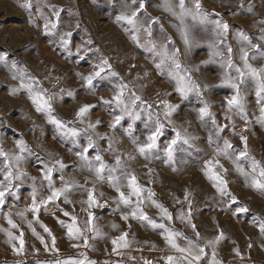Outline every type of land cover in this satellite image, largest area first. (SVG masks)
Wrapping results in <instances>:
<instances>
[{
    "label": "rangeland",
    "instance_id": "1",
    "mask_svg": "<svg viewBox=\"0 0 264 264\" xmlns=\"http://www.w3.org/2000/svg\"><path fill=\"white\" fill-rule=\"evenodd\" d=\"M171 2L175 5L178 0ZM199 2L211 21L220 20L229 25L227 34L220 40L233 49V63L243 66L240 59L243 48L249 52V63L253 67H264V55H261L264 53V39H261L264 36V23H261L264 21V0ZM144 3V9L137 17L140 30L134 32L131 25L117 22L116 18L139 9V0H0V55L6 56V62L0 61V149L10 156L18 154L17 140H22L29 149L23 153L18 165L25 174L21 180L14 181L19 188L12 189L15 195L6 194L4 205L0 206V264H75L79 260H85L86 264H166L167 256H180L166 243L162 229L132 218L135 197H132V205L117 203L118 193L109 183L108 169L104 171L103 179H98L94 171L84 166L76 152L87 144L88 136L96 144L90 149V160L94 161L99 153L105 165L114 166L117 156L120 157V167L111 174L119 178L120 189L125 194L129 191L126 186L128 176L135 175L137 183L145 189L141 208L151 220L164 223L205 248L206 255L199 264H210L213 250L220 264H264V235L259 228V222L264 221V193L248 186L234 163L237 152L244 149L240 137L245 136L249 156L264 164V126L257 119L264 105L258 103L255 85L249 80L242 87L243 115L237 109L229 110L226 100L233 90L218 87L227 70L226 65L220 62V57L203 63L209 61V42L216 39L212 31L214 24L192 27L193 47L187 50L176 27L179 21L164 11L162 0H144ZM185 3L189 8L193 7V0H185ZM25 4L28 7H23ZM55 12H59L58 18ZM153 19L158 22L152 25V36H149L144 28ZM46 21L57 23V28L46 34ZM187 22L192 23L190 19ZM68 32L72 36L65 47L60 41ZM240 32L259 47H249L247 41L240 39ZM133 34L138 35L142 47L131 39ZM168 37L172 40L170 49H180V61L191 70L193 80L208 86L202 97L190 94L187 99H181L175 90V81L168 76V68L165 67L163 73L156 68L159 57L151 50L149 42L159 48L167 43ZM218 50L224 57L228 56L227 47ZM101 58L109 61L117 75L103 81L98 79L93 82L95 87L89 89L81 77L92 72L93 65ZM13 63L23 70V81L11 67ZM232 74L235 75L234 70ZM29 77L39 81L38 88L53 97V115L81 130L78 144L60 136L46 115L36 111L28 89L20 87L22 82L32 83ZM120 84L127 85L126 96L132 92L139 96L145 109H136L141 112V118L134 122L131 134L126 131L132 123L130 117L124 115L120 124L110 127L115 116L122 113L114 104L102 103V99H112ZM69 92L72 95H68ZM164 100L180 106L169 118L171 123L163 115L161 101ZM203 102H207L212 116L202 121L198 118V110ZM85 104L95 107L85 114L81 123L76 112ZM148 111H151L153 121L159 115L165 124L164 135L159 141L161 147L175 131L192 137L191 147L184 146L185 150L177 152L173 161H168L162 152L151 159L140 155L136 141H142L147 134ZM89 124L96 127L89 128ZM217 127L224 129L218 135ZM225 140L232 145L231 158L217 155V148H222ZM58 160L65 165L63 170L55 164ZM208 160H218L223 166L216 171L228 182L227 191L236 197L238 205L248 209L246 214L233 215L235 206L229 210L230 198L222 197L205 176ZM3 161L0 157V172L4 171ZM241 165L245 171H251L248 162L241 161ZM48 167L56 169L52 175L54 187L64 186L62 178L72 185L67 193L70 202L65 203L63 197L49 202L46 207H41L37 220L26 209L32 202L33 186L37 189L38 201L50 194L48 183L42 178ZM0 179H3L2 175ZM89 190H93L97 201L92 207L87 203ZM148 190L154 193L151 199ZM153 201L171 213L173 219L170 222L162 220ZM20 212H24L23 218L18 215ZM65 212L69 215L65 216ZM89 213L93 216L92 224L99 229L98 235L88 231ZM181 215L185 217L183 220ZM6 216L17 225L16 228H11ZM122 216H128V219L124 220ZM71 217H76L77 227L83 231L79 239H70L66 226L59 223H72ZM41 224L50 230L51 236ZM191 225L196 226L199 239ZM32 229L38 235H34ZM9 231L16 237L23 234L22 254L13 251L12 245L19 248L20 243L19 240L9 243ZM221 232L224 238L214 249L208 246L207 242ZM122 234H126L127 246H117L114 252L112 241ZM38 236L45 243H41ZM53 237L57 251H52ZM85 239L87 247L84 246ZM177 242L186 246L184 239ZM74 244L80 247H73ZM235 249L239 250V256Z\"/></svg>",
    "mask_w": 264,
    "mask_h": 264
},
{
    "label": "snow or ice",
    "instance_id": "2",
    "mask_svg": "<svg viewBox=\"0 0 264 264\" xmlns=\"http://www.w3.org/2000/svg\"><path fill=\"white\" fill-rule=\"evenodd\" d=\"M243 5H241L242 7ZM23 7H28L27 4L23 5ZM145 3L144 0H139V9L133 11L130 15L121 14L117 16V22L123 21L128 25H131L134 32H139V28L137 27V17L138 12L144 9ZM161 7L164 11L171 13L176 20L179 21V24L176 26L178 32L180 33L181 39L185 48L190 50L193 47V41L191 38V28L196 25L206 26L208 24H214L212 29L216 39L214 41L209 42L210 56L209 61H204L203 63L212 62L214 57H220V62L226 65V71L221 78L220 84L218 87H228L233 90V94L226 100V104L229 110L237 109L243 115L244 113V97L242 95V87L245 85L247 81H252L255 85L256 89V96L258 98V103L264 105V67L256 68L253 67L249 63V52L245 49H241V56L240 59L242 61L243 66H237L233 63L232 60V53L233 49L230 46H227L224 41L220 40V37L225 36L228 32L229 25L224 23L220 20L211 21L209 19V15L205 12L199 0H193V7L189 8L185 0H178L177 4H173L171 0H162ZM57 18L59 17V12H55ZM191 20V25L187 22ZM157 19H153L151 23L147 27L144 28V31L149 35L152 36V25L157 23ZM264 23V21H261ZM57 23L46 21L44 24V31L47 34L50 30L56 29ZM72 36L71 32L65 33L61 37V44L63 46H67L69 43V39ZM239 37L243 41H247L249 47L258 48V45H253L249 41V38L243 32L239 33ZM131 39L137 43L138 46H143L139 44V37L136 34H133ZM264 39V36L261 37ZM151 43V50L155 52V54L159 57V62L155 65L158 70L163 73L165 67L168 68V76L171 80L175 81V90L179 93L181 99H187L190 94H195L197 97H202L203 93L207 91V85H200L195 80H193L191 75V70L185 67L180 61V49L171 47L172 40L170 37L167 38L166 44H161L159 48L153 42ZM219 47H227L228 56L224 57L223 54L218 50ZM261 55H264L262 53ZM83 59V57H81ZM0 61L6 62V56L0 55ZM13 69H16L20 75L21 80L23 81L24 72L22 69H17L15 63L11 66ZM93 71L90 72L87 76H82L81 79L84 81V86L92 89L95 87L94 81L100 80L103 81L109 77H115L117 74L112 71V66L106 58H101L98 64L93 65ZM235 71V75L232 74V71ZM13 78H16L15 76ZM32 80V83L25 84L21 83V88H27L30 94V99L32 103L35 105L36 111L42 114H45L47 120L50 124L54 125L57 133L65 138L70 139L73 144H78V137L80 135V129L75 127H70L64 121L60 120L58 117L53 115V107H52V99L53 97L47 96L44 90H40L38 88L39 81L34 80V78L29 77ZM127 90V85L120 84L118 85V90L112 96L111 100H103L102 103L106 105L114 104L117 109L120 110L122 113L119 116H115L113 123L110 127L115 128L116 125L120 124L121 120L123 119L124 115L130 117L132 123L128 124V128L126 131L131 134L133 131V124L135 121L141 118V112L136 111L137 108H140L141 111H144L143 108V101L141 98L137 96L134 92L130 93L129 95H125ZM68 95H72L71 92ZM163 104V115L165 119L171 123L169 119L174 112L180 107L177 104H171L167 100L161 101ZM95 107L94 105L85 104L79 108L76 112V118L78 121L83 123V117L85 114L91 109ZM148 109H151V105H148ZM260 116L257 118L258 122L264 126V106L260 108ZM212 116V113L209 110V106L207 102H203V106L198 110V118L202 121L206 118ZM215 124V120L212 121ZM89 128H95L96 125L89 124ZM145 128L147 130V134L143 137V140H137V151L140 155L144 156L146 159H151L157 153L162 152L163 155L167 158L168 161H173L175 159V155L179 151H184V146L191 147V140L192 137L188 136L187 134H182L180 131H175V135L170 139L167 140L163 147L160 146V139L164 135L165 124L159 119V115H157L156 119L153 121V116L151 111H148L147 114V122L145 123ZM224 129L217 127L216 132L217 135L223 131ZM87 144L82 146L80 151L76 152V155L80 158L83 162L84 166H86L90 171H94L95 175L98 179H103V173L106 169L109 170L108 180L112 187L115 188L116 192L118 193V204L123 205H132L133 200L132 197H135V207L132 210V218L139 219L141 221H147L153 228L162 229V236L166 243L174 249L176 252L180 253V256H167L166 264H199L202 258L206 255L205 248L200 247L196 244L193 240L184 237L182 233L175 231L174 229L168 228L167 225L164 223H156L155 221L151 220L142 210L141 205L144 203L143 193L145 189L142 188L136 180L135 175H129L127 179V188L129 189L128 193L125 194L120 189V181L119 178L112 175L111 173L116 172V170L121 165L120 157L117 156L116 164L114 166L105 165L99 153L96 154L94 157V161L89 159V152L90 149H94L96 147L95 141L92 139L91 136L86 137ZM242 143L244 144V149L240 150L236 154V158L234 163L236 164V170L242 175L245 179V183L253 189L260 190L264 193V164H261L260 161H257L254 157L249 156L248 146H247V137L241 136L240 137ZM209 142L211 143V137H209ZM16 147L19 150L18 154L9 155L8 153L4 152L0 149V157L4 158V171L0 172V175L3 176V179H0V206H3L5 203V196L6 194L15 195L12 192L13 188H19V184H15L14 181L21 180V177L25 175L22 173L18 167L19 162L23 159V153L29 151L27 145L22 140L16 141ZM109 147L111 148V142L109 143ZM230 149H232V145L228 140L224 141V145L222 148H217V155H224L231 158ZM241 161L248 162V166L250 167L251 171H245V168L241 165ZM56 165L59 166L61 170L65 168V165L62 161H56ZM98 165V166H97ZM217 168L223 169V166L219 163L218 160H208L205 163V176L213 182V187L216 188L217 192L222 197L230 198L231 205L229 206V210H231L232 206H235V212L233 215H239L241 213L246 214L248 209L243 206H239L236 197L231 196V194L227 191V184L228 182L223 179L220 174L216 171ZM55 167H48L45 168L42 173V178L44 181H47L48 188L50 194L44 200H37V189L33 186L32 189V202L26 211H30L33 214L34 219L38 220V212L41 207H46L49 202H53L55 200L60 199L61 197L64 198L65 203H69L67 199V193L70 192L72 185L68 182L63 181L61 179V183L64 184L62 188H56L53 186L52 183V175L55 171ZM151 171V170H149ZM226 171V170H224ZM35 181V178H33ZM154 196V193L151 190H148V198L151 199ZM87 203L89 207L97 204V201L94 198L93 190L88 191V199ZM155 206L160 211V216L162 220L171 221L173 219L171 213L168 212L166 208L162 205L156 204L153 201ZM103 207V205H98ZM19 216L22 218L24 217V212L18 213ZM65 216H68V213H64ZM183 215L180 216V219H184ZM8 219V224L11 228H16L17 225L6 216ZM122 219L127 220L128 216H122ZM72 223H68L65 225L64 221H59L62 226H66L67 228V235L70 239H79L83 236V231L77 227L76 224V217H71ZM93 216L92 213L88 214V231L93 232L94 234H99V229H97L93 224ZM188 223H191V212L188 213ZM31 227V224H29ZM41 227L44 228V231L51 236L50 230L43 224ZM115 227V226H114ZM197 239L200 238L199 232H196V226L191 225ZM259 228L262 235H264V221L259 222ZM33 230L34 235H38ZM9 243L12 241L19 240L20 247L17 248L15 244L12 245L13 251L16 254H22L23 252V239L22 233L20 237H16L12 234L11 231L7 232ZM38 238L41 240V243H45L42 237ZM224 238L223 233L221 232L220 235L216 236L214 240H210L207 242L208 246L213 247L216 243H219ZM184 239L186 241V246H181L177 240ZM52 251H57L55 248V237L52 238ZM114 245L113 251L117 250V246L119 247H126V234H122L117 239L112 241ZM84 246H88L87 239L84 240ZM73 247H80L78 244H74ZM251 247V245L249 246ZM47 250V245H45ZM236 254L239 256L240 252L238 249H235ZM60 264V262H57ZM75 264H86L85 260L76 261ZM87 264H91V262H87ZM148 264V262H146ZM210 264H220L219 261L215 259V251L213 250V259L210 261Z\"/></svg>",
    "mask_w": 264,
    "mask_h": 264
}]
</instances>
